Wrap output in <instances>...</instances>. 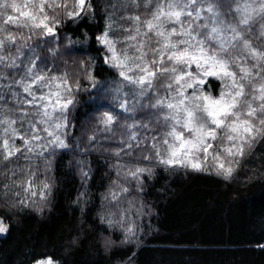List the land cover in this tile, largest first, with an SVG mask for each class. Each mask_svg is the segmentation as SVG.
<instances>
[{"label": "trees", "instance_id": "16d2710c", "mask_svg": "<svg viewBox=\"0 0 264 264\" xmlns=\"http://www.w3.org/2000/svg\"><path fill=\"white\" fill-rule=\"evenodd\" d=\"M72 1L57 0L67 8H46L59 21L54 35L23 27L31 38L28 45L43 60L50 46L63 44L65 57L87 62L95 84L115 81L118 73L105 62V47L97 38L109 25L110 31L127 34L121 29L131 25L124 17L134 4L90 0L91 9L70 18L66 13L76 11ZM136 9L138 15L141 7ZM77 83L85 90L78 88L70 109L68 146L38 155L23 152L0 165V217L8 224L0 237V264H32L42 258L60 264H264V140L229 179L152 163L151 173L135 183L120 176L119 154L86 144L84 132L92 128V116L108 106L107 88L89 91L82 76ZM206 84L218 94L217 78ZM19 174L28 179L15 186ZM29 181L32 187L26 191ZM45 183L50 192L42 199ZM120 188L132 194L116 205L112 197Z\"/></svg>", "mask_w": 264, "mask_h": 264}, {"label": "snow or ice", "instance_id": "6c2138e0", "mask_svg": "<svg viewBox=\"0 0 264 264\" xmlns=\"http://www.w3.org/2000/svg\"><path fill=\"white\" fill-rule=\"evenodd\" d=\"M131 2L137 8L141 7L137 0ZM143 6L149 13L146 19L142 20L140 15L124 17L132 21L134 26L121 29L129 33L123 41L110 40L108 31L97 38L112 53L111 58L105 62L121 69L118 75L128 85L134 86L135 102L124 99L119 107L125 111L135 110L137 105L145 107L140 99L146 98L149 91H155L157 81L167 80L168 83L160 85L167 95L146 106L157 110V113H164L157 115V122L163 121L164 126L169 129L162 134L159 142L152 143L154 158L170 168L188 167L203 171L205 169L199 162L200 155L203 154L204 162L209 158L217 162V175H222L225 179L231 178L240 161L251 153L257 143L264 140V50L251 39L254 36L258 40H264V23H261L264 21V0H228L226 5L223 0H144ZM31 7L36 11H22L14 0H4L0 3V9H11L24 19L7 15L3 24L39 28L45 35H54L59 21L55 17L50 18L45 8H67L68 5L50 4L41 0L39 5L32 4ZM74 7L79 11H68L66 14L70 18L81 16L82 12L91 7V2L77 0ZM225 7L227 11H221ZM40 16H43V20L36 23ZM28 21L32 23L29 24ZM257 24L258 32L254 31ZM112 27L109 25V31ZM15 42L16 37L12 35L0 38V52ZM115 43L128 45L122 50L123 59L116 54ZM153 44L156 46L153 47ZM129 49L133 52L132 56L127 55ZM9 60L11 57L0 55V67L16 68L15 60L8 63ZM248 61H251V66L244 67L243 63ZM193 66L197 71H191ZM230 68H236L237 71H231ZM26 75L31 76V84L23 85V92L29 98L17 101L21 117L29 115L23 111L25 104L40 105L35 115H40L43 110V117L38 121L43 124L47 122L44 117L51 118L48 108L52 107L53 111L59 110L58 118L64 121L63 124L57 123L55 127L66 126V111L74 103L69 98L72 87L68 83L67 74L48 77L38 75L33 68H29ZM201 75L228 81L225 84L226 90H222L217 97L210 92L206 93L201 88L202 85L207 87L205 79L200 78ZM0 79L6 77L0 74ZM57 80L61 85H57L55 91L38 96L32 88V85H36L38 88L52 89ZM10 88L11 86L9 91ZM188 89H192V93L189 94ZM120 91L122 89L118 87L117 92ZM41 101L45 103L41 104ZM4 103L5 97L0 94V105ZM3 116L4 113L0 111V127L3 128L4 135L10 136L13 141L17 138L22 140L26 150L32 151V148L27 147L31 141L18 136L17 130L12 127L17 121L2 118ZM114 122V116L107 113L101 121L105 131H111ZM31 130L38 131L35 123L31 124ZM32 139L39 140L40 137L33 135ZM132 139L135 140L136 137L133 136ZM221 141L229 146L225 147ZM213 142H216V147ZM2 146L4 160H9L22 151L15 148L14 144L9 145L8 139H2ZM59 146L66 147L62 141H59ZM131 147L129 144L128 148ZM152 158L144 157L146 160ZM223 158L228 159L229 166H225ZM146 172L151 173V169L137 168L129 175L136 178ZM87 175V172L83 173L85 178ZM31 187L32 182L29 181L26 191ZM46 191L50 192V185L45 183L40 192L42 199H47ZM122 191L127 192L128 189ZM32 195L35 196L36 193L32 192ZM112 198L117 199L114 194ZM7 230L0 221V233ZM127 232L131 235L133 229L128 228ZM37 264H52V261L41 260Z\"/></svg>", "mask_w": 264, "mask_h": 264}, {"label": "rangeland", "instance_id": "374dc122", "mask_svg": "<svg viewBox=\"0 0 264 264\" xmlns=\"http://www.w3.org/2000/svg\"><path fill=\"white\" fill-rule=\"evenodd\" d=\"M125 2H131V0H122ZM4 0H0V3H3ZM8 2H13V0H8ZM15 3H17L22 11L26 12H33L36 11L31 7L32 4L39 5L41 3V0H14ZM46 3L50 4H56L57 0H44ZM143 2V3H142ZM142 2H139L137 0V3L141 4V10L138 13V15L141 16V19H146L149 16V13L145 10L143 4L144 0ZM72 5H75L77 3V0H73ZM223 3L226 5L228 3V0H223ZM25 5H28V7H25ZM92 7V5H91ZM91 7L89 9H91ZM206 7V5H204ZM76 11H79L78 8H76ZM221 11H227V8H222ZM45 12L47 13V9L45 8ZM0 13H4V15H0V29H3L0 31V38H3L8 35H12L16 37V42L14 45H9L6 47L2 52H0V55H4L6 57H11V60H15L17 67L16 68H9V67H0V74L6 77V79H0V94H3L5 97L6 103L3 105H0V111L4 113V116L2 118L11 119L17 121L14 127L17 130L18 136H23L25 140H30L31 143L27 146L32 148V151H27L26 147L22 140L20 139H13L10 136H5L3 133V128L0 127V165L7 160L3 159V146H2V139H8L9 145H13L15 148L22 149L21 152L17 153L15 156L22 155L23 152H26L31 155H38L42 154L45 151L51 150V149H59L63 148L59 146V141H62L66 147L68 146L67 141V135H68V119L70 118V109L75 104L77 100V92L78 88L84 92L85 85H78L76 84V77L82 76L85 80H87V87L89 88V91L92 89V87H96L99 92H103L104 89L107 88V94L109 96V102L108 106L104 107L101 111L98 113H95L92 117V128L87 129L84 132L86 144H89L90 142H93V149L94 151H98L104 154L109 153H119V155L122 157V164L119 167V174L123 177H128L131 181L137 183L140 181L141 176L144 174H140L138 177L133 178L129 173L135 171L137 168H151V165L155 163H159L154 158V153L151 150L152 143L159 142L162 139V134L168 131L169 129L164 126L163 121L157 122V115H163L164 113H157V110L150 109L146 107L149 104L155 103L156 99H159L161 97H164L167 95L165 90L160 86L162 83H168L167 80H160L156 82L155 91H149L146 98L140 99V103L145 105V107L140 108L138 105L135 108V110H128L125 111L124 109H121L119 107V104L122 100L127 99L131 103L135 102L136 97L134 96V86L128 85L126 82L123 81V79L119 76L118 79L115 81H104L100 82L98 84H95L94 80L92 79V70L90 69V66L87 64V62L79 57H76L72 60L71 57H65L67 50L66 46L63 44H53L50 46L49 52L46 55V57L42 60L40 57L36 54L35 47H30L28 45V42H30V36L25 35V32L23 31L22 26H16L13 24H3V19L6 18L7 15H12L15 17H18L19 19L23 20V17H19V14L11 9H0ZM205 15H210L208 13H204ZM48 15V14H47ZM137 15V9L134 5V8L131 12L127 11V17L129 16H136ZM50 18L51 16L48 15ZM41 20H43V16H40L35 22L40 23ZM29 24L32 23V21H28ZM261 23H264V21H261ZM133 22L131 21V25L125 28H132ZM118 27V26H117ZM27 32L32 31V29L39 30L37 33L39 35H42L44 37H48L50 35H45L41 29L39 28H32V27H25ZM109 39L116 42V41H123L125 37L129 34H125L120 36L121 34L116 31L114 33L113 31H109ZM105 31V32H106ZM254 31H259V24H257L254 28ZM55 34V33H54ZM115 34L116 36H114ZM121 37V38H120ZM56 42L59 41L58 37H54ZM253 43L255 45H259L262 50H264V40H258L254 36L251 37ZM102 44V43H101ZM103 45V44H102ZM105 47L106 52V59H110L112 56V53L108 50V48ZM156 45L153 44V47ZM128 45L126 43H115V50L116 54L120 56L121 59H123V49L127 48ZM38 50V49H37ZM44 51V50H42ZM128 56H132L133 52L131 49L127 52ZM77 59L80 61L77 62ZM243 60V58H241ZM11 60L8 61V63H11ZM110 66L111 64L108 63ZM244 67H250L251 61L244 62ZM80 69H77V68ZM29 68H33V71L38 75H46L48 77L52 76H63L65 73L67 74L68 83L72 87V93L69 98L74 100V103L72 105H69L66 116H67V124L66 126L56 128L55 125L57 123H64L62 119H59L60 113L59 110L53 111L52 107L48 108V111L51 113V118L44 117L46 119V123H38V121L43 117V110H41L40 115H35L37 110L40 108V105L30 106L25 104L23 106V111L27 112L29 115L26 117H21L20 114V107L17 101H23L27 98L26 93L23 92V85L25 83L31 84V76L26 75L27 70ZM115 68V67H113ZM79 70V71H78ZM117 73L121 70L119 68H115ZM231 71H237L236 68H230ZM191 71H197L195 69V66L191 69ZM202 79H205L206 83L209 78L214 77H203L201 75ZM216 78V77H215ZM219 80V79H218ZM15 81H22L21 84H16ZM219 92L217 95H214L213 89L208 84L207 87L201 86V88L206 92H210L214 97L219 96L220 92L225 89V84L228 83L226 80H219ZM61 85V82L57 80L55 82V85L52 89L49 88H38L36 85H32L33 90L35 91L36 95H42L49 91H55L56 86ZM9 86H11L9 91ZM80 86V87H79ZM122 89V91L117 92V88ZM62 91V87L60 89ZM138 91V89H135ZM192 89H188V93H192ZM11 93H18V95H12ZM158 93V94H157ZM199 94V91L196 93ZM54 99V98H53ZM64 102V101H62ZM45 103V101H41V104ZM111 114L115 118V122L111 125V131H105L104 125L101 123L103 117L105 114ZM23 119V123H21V120ZM70 120V119H69ZM36 124L37 132H32L31 130V124ZM144 125H147V127H143ZM44 129H47L45 131ZM51 133V134H50ZM33 135H39V140H33ZM135 136L136 139L133 140L132 137ZM153 137H156V140H153ZM221 143L224 144L225 147L229 146L226 142L221 141ZM131 144V149L128 148V145ZM214 147L217 146L216 142H213ZM211 151V150H210ZM145 156H152L153 158L151 160L144 159ZM223 157V154H222ZM12 158V157H11ZM155 160V161H154ZM195 162V161H194ZM199 162L203 165L205 172L210 173H216V163L211 158L207 162H204L203 160V154L200 155ZM222 162L225 163V166L228 165V159L223 158ZM153 163V164H152ZM119 176V177H120ZM28 179V177L23 178L22 174L17 175L14 178V184L17 186L16 183ZM122 189L126 188H120L119 191L116 192L117 199L114 200V202L119 204L123 201L125 197L130 196L132 194V190L128 189L127 192L122 191ZM134 201H129V203H134ZM127 213V210H122V214L125 215ZM0 221L3 222V226H6L8 229V224L3 220L2 217H0ZM129 228L133 229V224L129 225ZM8 231V230H7ZM7 232L0 233L1 236H5ZM51 260L52 264H60L57 261L51 259V258H42L37 260L36 262L32 264H37L38 261L41 260Z\"/></svg>", "mask_w": 264, "mask_h": 264}]
</instances>
